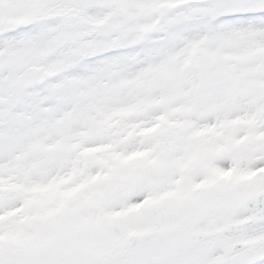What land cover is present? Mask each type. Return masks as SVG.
<instances>
[{
    "label": "snow or ice",
    "instance_id": "snow-or-ice-1",
    "mask_svg": "<svg viewBox=\"0 0 264 264\" xmlns=\"http://www.w3.org/2000/svg\"><path fill=\"white\" fill-rule=\"evenodd\" d=\"M0 264H264V0H0Z\"/></svg>",
    "mask_w": 264,
    "mask_h": 264
}]
</instances>
